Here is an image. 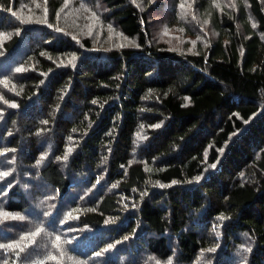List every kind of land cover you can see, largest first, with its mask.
<instances>
[{"label":"trees","instance_id":"obj_1","mask_svg":"<svg viewBox=\"0 0 264 264\" xmlns=\"http://www.w3.org/2000/svg\"><path fill=\"white\" fill-rule=\"evenodd\" d=\"M230 1L169 14L190 50L169 1L0 0V264H264V0Z\"/></svg>","mask_w":264,"mask_h":264},{"label":"rangeland","instance_id":"obj_2","mask_svg":"<svg viewBox=\"0 0 264 264\" xmlns=\"http://www.w3.org/2000/svg\"><path fill=\"white\" fill-rule=\"evenodd\" d=\"M163 1H165L166 4L168 1L171 2V6L173 8L168 9L166 7L163 8L162 11H153L152 16L159 25L156 35L164 39L166 45L169 44L173 47H178L175 45V43L182 45L187 42H190V50L195 49L196 45H205L208 40L203 36L204 27L201 29L197 26L196 30L194 31L195 35H192L189 34L188 29H182L179 27L178 22L174 26L168 25V16L174 12H176L178 19L182 21L183 27L184 24L186 26L189 25V18L197 16V13L193 12L192 9V0H177L175 7V0ZM74 6L76 5L72 4V7ZM78 8L82 11L85 9V16L82 18L79 14L84 13L79 12L77 15L78 24L76 28H79L81 33L91 36L96 47H111L113 44H124L126 36L115 25L101 18L96 10L88 9L85 6H79ZM70 11H73V8H69V12Z\"/></svg>","mask_w":264,"mask_h":264},{"label":"snow or ice","instance_id":"obj_3","mask_svg":"<svg viewBox=\"0 0 264 264\" xmlns=\"http://www.w3.org/2000/svg\"><path fill=\"white\" fill-rule=\"evenodd\" d=\"M57 239H59V238H57ZM9 247H11V246H9Z\"/></svg>","mask_w":264,"mask_h":264}]
</instances>
